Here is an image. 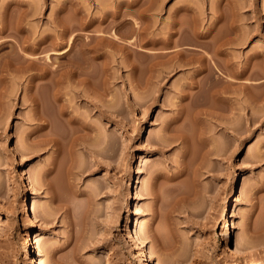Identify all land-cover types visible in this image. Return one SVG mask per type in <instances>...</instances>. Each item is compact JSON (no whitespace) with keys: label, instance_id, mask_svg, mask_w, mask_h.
Listing matches in <instances>:
<instances>
[{"label":"rangeland","instance_id":"rangeland-1","mask_svg":"<svg viewBox=\"0 0 264 264\" xmlns=\"http://www.w3.org/2000/svg\"><path fill=\"white\" fill-rule=\"evenodd\" d=\"M232 16L238 31L232 29ZM60 18L72 28L71 35L81 33L85 20L89 26L84 33L82 25V39L93 34L95 44L104 41L98 39L101 28L126 34L136 18L147 44L143 50L124 43L103 47V54L92 50L90 65L95 58L96 68L91 65L89 101H82L83 83L75 78L64 83L58 100L48 88H37L39 102H34L28 73L9 61L31 62V49L25 52L20 43L31 45L44 32L55 31ZM178 23L213 30L209 37L230 30V36H247V42L227 46V55L216 54L221 69L216 66L215 94L204 86L208 72L196 74L202 50L185 48L190 29L183 38L175 35L179 46L185 45L181 50L163 43L168 30L181 27ZM0 32V43L6 42L0 48V71L9 66L0 75V264H27L29 233L39 234L40 264H135L137 249L126 225L130 211L138 241L156 264H264V0H0ZM209 37L203 41L210 42ZM149 39L156 40L155 46ZM71 55L54 57L66 63ZM227 60L234 65L228 69L234 75L231 85L223 73ZM176 62L181 66L174 70ZM191 82L197 84L189 88ZM69 110L93 125L101 118L106 154L69 140L56 154L50 139L78 125L68 123L69 114H58ZM45 119L49 125L40 130ZM138 174L143 182L134 190L132 209L128 189ZM52 189L58 190L55 202ZM26 196L37 210L35 224L23 207ZM229 222L244 246L245 261L227 242Z\"/></svg>","mask_w":264,"mask_h":264},{"label":"bare ground","instance_id":"bare-ground-1","mask_svg":"<svg viewBox=\"0 0 264 264\" xmlns=\"http://www.w3.org/2000/svg\"><path fill=\"white\" fill-rule=\"evenodd\" d=\"M103 6H105V5H103ZM129 6V5H128ZM106 7V6H105ZM110 8V7H109ZM107 9V8H106ZM183 9H185V7L183 8ZM186 10H187V7H186ZM121 11V10H120ZM108 12V11H107ZM112 12H114V11H112ZM115 12H117V11H115ZM122 12V11H121ZM188 12H189V10H188ZM120 13V12H119ZM106 14V13H105ZM118 14V13H117ZM121 14V13H120ZM108 15V14H107ZM114 15V13L112 14V16ZM125 15V14H124ZM126 15H127V13H126ZM123 16V15H122ZM241 16V15H240ZM114 17H116V15H114ZM133 17V16H132ZM131 17V18H132ZM233 17V16H232ZM232 17L230 18L231 20H232ZM238 17V16H237ZM57 18V17H56ZM64 18V17H63ZM103 18V17H102ZM131 18H129V19H131ZM72 19H74V18H72ZM105 19V18H104ZM104 19H103V21H104ZM181 19V18H180ZM230 19H229V21H230ZM237 19V18H236ZM241 19V18H240ZM240 19H239V21H240ZM58 20V19H57ZM68 20V19H67ZM70 20V19H69ZM175 20H177V19H175ZM181 20H183V19H181ZM61 21H62V23H63V20H61V18H60V21H58V22H56V20L54 21V25L56 26V30L54 31V29H55V27H54V29L52 30L53 32H55V33H45L44 32V35H42V34H40V35H42L41 36V38L38 40V41H36L35 39H33V41H34V43L32 44V43H30L31 45H29V42H28V40H26L27 41V45L25 44V45H23V42L24 41H22L20 44H21V49L22 50H27V49H31V51L33 52H31L30 51V53H31V62H28V64H26V65H23V63L21 64V63H19V60H18V62H17V59H16V62H14L13 60H12V62H11V59H10V61H9V66L10 65H14L16 68H18L20 71H24L25 73L27 72L28 73V77H29V84H28V86H27V88L28 89H30L31 90V94L29 95V96H31L32 98L31 99H33V101L34 102H37L38 101V98H37V96H38V89L40 90V88L39 87H46V89L48 88L49 89V92L50 91H52V92H50V94H53V95H55L56 94V96H55V99H57L56 97H58L59 95L57 94V93H59L60 91H61V88H63L64 86L63 85H65V84H67L68 85V83H69V81H71V82H73V81H77L78 83L79 82H81V84L83 83V87H82V92L80 93L81 95V97H82V101H84V100H86L87 99V97H88V95L87 94H89L90 95V93H88V92H90L89 90H86V89H89V84L90 83H92L93 81H91L90 82V80H91V75L93 74V73H91L92 71H94L92 68H91V65L92 66H94L95 67V65H94V61H95V58H92L91 60H92V64L90 65V60H89V56L91 55V53L95 50L96 52L99 50L100 52H101V50L100 49H104L105 47H107L108 48V46L109 45H111V46H116L117 45V47L118 46H121L120 44H122V43H124L127 47H128V49H130V48H132V50L133 49H136V47H139L141 50H143L145 47V44H147L146 42H143V37L145 38L146 36H141L140 34H141V30H143V28H140V27H138V21L136 20V18H133V19H131L130 20V23H132L131 24V26H129L130 28L128 29L129 30V32H126V34H120V33H118V30H117V28L114 30H112L111 32H109V33H106L107 31H105V32H103L105 29H107V28H101V29H103V31H99L98 32V35L99 36H101V38L99 37L98 39H102V40H104V41H102V42H100V40H97V41H99L98 43H92L91 41V39L93 38H91V35H93V34H90V33H88V34H86L87 36H86V39H84V37H83V39H82V30H81V27H82V25H83V31L85 30V28H88L87 26H89V23L88 24H86L87 22L84 20V22H85V24H79L80 26L78 27L80 30L79 31H81V33L80 32H76V33H73V35H71L70 33H69V31H71L72 30V28L71 27H73L72 25H70L71 27V29L69 30V28L66 26V25H64L65 23H63V25H62V23H61ZM77 21V20H76ZM76 21L74 22L75 24H76ZM100 21V20H99ZM178 21H180V20H178ZM219 21V20H218ZM55 22H56V24H55ZM73 22H71V23H73ZM78 22H79V20H78ZM81 22H83L82 20H81ZM83 22V23H84ZM90 22V21H89ZM92 22V21H91ZM95 22V21H94ZM175 22V21H174ZM174 22H173V25H174ZM181 22H183V21H181ZM238 22V21H237ZM73 23V24H74ZM102 23V22H101ZM121 23V22H120ZM193 23H196V22H193ZM68 24H69V22H68ZM77 24V25H78ZM104 24V23H103ZM177 24V23H176ZM178 24H180V23H178ZM182 24H185L184 22L182 23ZM191 24V23H190ZM214 24V23H213ZM231 24H232V29H233V27L235 28V29H233V30H235V31H238V28L237 27H239V24L237 25L236 24V20L234 19V17H233V20L231 21ZM58 25L60 26V27H58ZM143 25V24H142ZM189 25V24H188ZM215 25H216V23H215ZM236 25H237V27H236ZM100 26H101V24H100ZM117 26V25H116ZM180 26H181V24H180ZM185 26V27H184ZM187 25H183V26H181V27H179V28H176L175 30L173 29V30H168V37H163V43L166 45V46H170V48H172L171 46H175V47H179L178 49L179 50H181L185 45V48H190V49H195V50H198L197 52H200L201 50H202V53L200 54V55H197L196 56V58H198V61L199 62H201L200 63V67H198V69H197V72H196V74H198L199 75V73H201L202 71H207L208 73H207V77H208V79L210 78V81H207L206 83H204V86H206L208 89H211L210 91L212 92V91H214L213 93L215 94L216 93V91L215 90H217V80L216 79H218L219 80V78H217L216 77V71H218L219 69H221L220 68V66H218V64H219V62H217L218 60H216V58L217 57H215L216 56V54L218 55V53L220 54V53H224V54H228V53H226L227 52V46L229 47V45L230 44H233V43H237L236 41H238V43L240 42H245V40L247 39V36L246 37H244L245 35H243V33L244 32H246V31H244L243 33H242V31H241V33H242V37H244V38H241L240 37V35H237V36H239V37H234V36H236V35H234V34H232V35H234V36H230L231 35V33L233 32L234 33V31L232 30H228L227 29V31H229L230 32V34H229V32L228 33H224L223 31L219 34H216V35H219V36H216L214 33V35H212V37H209V36H211V34H212V31H210L209 29V31H198V27L197 28H195L197 25L196 24H192V27L191 28H189V27H186ZM194 26V27H193ZM213 26V25H212ZM229 26L231 27V25H230V23H229ZM241 26V25H240ZM75 27H77L76 25H75ZM92 27V26H91ZM106 27V26H105ZM108 27V26H107ZM136 27L139 29V31L137 32V34L135 35V29H136ZM172 27V26H171ZM178 27V26H177ZM230 27H229V29H230ZM77 28V29H78ZM120 28V27H119ZM190 29V31H191V33L190 32H188V33H190V35H188L189 36V40H190V42L188 43L187 42V44H185L183 47H180L179 45H180V42H179V39H175V35L177 34V33H179V34H181V37L183 38V33L185 32V30H187V29ZM236 28H237V30H236ZM240 28V27H239ZM110 29H111V27H110ZM109 29V30H110ZM137 29V30H138ZM169 29H171V28H169ZM192 29V30H191ZM197 29V30H196ZM2 30H4V29H2ZM89 30H90V28H89ZM95 30V29H94ZM108 30V31H109ZM127 30V31H128ZM243 30V29H242ZM25 31V30H24ZM50 31V30H49ZM170 31V32H169ZM225 31V30H224ZM219 32V31H218ZM1 33V32H0ZM31 33V32H30ZM84 33H87V32H85L84 31ZM187 33V34H188ZM222 33H224V34H227V35H222ZM236 33V32H235ZM240 33V34H241ZM144 34V33H143ZM238 34V33H237ZM248 34V33H247ZM250 34V33H249ZM27 35V34H26ZM36 35V34H35ZM97 35V34H96ZM96 35H94L95 37H96ZM125 35H126V37H125ZM186 35V34H185ZM31 36V35H30ZM129 36V38H127ZM142 38H141V37ZM27 37V36H26ZM178 37V36H177ZM180 37V38H181ZM186 37V36H185ZM212 38L211 40H210V42H208V43H206L205 41H203L205 38ZM147 38V37H146ZM179 38V37H178ZM238 38H241V39H238ZM29 39H30V37H29ZM36 39H37V37H36ZM153 39H156V38H153ZM235 39H237V40H235ZM19 40V39H18ZM25 40V39H24ZM32 40V39H31ZM80 40V41H79ZM105 40H107L106 41V43H105ZM150 40V39H149ZM152 40V39H151ZM150 40V41H151ZM157 40V39H156ZM156 40H153V42L154 43H157V42H159L160 41V39H159V41L157 40V42H156ZM25 41V42H26ZM30 41V40H29ZM36 41V42H35ZM79 41V42H78ZM147 41V40H146ZM162 41H160V42H162ZM186 41H188V40H186ZM147 42H149V41H147ZM152 41H151V43L150 44H152L153 43ZM159 42V43H160ZM242 42V43H243ZM246 42H247V40H246ZM6 42H3L2 41V43H0V48H1V46H3L4 44H5ZM152 44L153 46H155V44ZM158 43V44H159ZM162 43V44H163ZM186 43V42H185ZM191 43V44H190ZM239 43V44H240ZM20 44H18L17 45V47L20 45ZM23 45V46H22ZM105 45H107V46H105ZM123 45V44H122ZM111 46H109V47H111ZM124 46V45H123ZM125 46V47H126ZM230 46H232V45H230ZM104 47V48H103ZM226 47V48H225ZM121 48V47H120ZM124 48V47H123ZM209 48V49H208ZM18 49V48H17ZM17 50V52H19V51H21L22 52V50ZM47 49H50L47 53L45 52V51H47ZM110 49V48H109ZM111 49H112V47H111ZM175 49V48H174ZM210 49H213V51L212 52H214V54L213 53H210ZM93 50V51H92ZM126 50V49H125ZM131 50V49H130ZM139 50V49H138ZM184 50V49H183ZM200 50V51H199ZM42 51H44L45 52V54H47V56L45 55L44 57H46V59L43 57V53H41L40 54V52H42ZM92 51V52H91ZM95 51H94V53H95ZM113 51V50H112ZM153 51V50H152ZM152 51H150V52H152ZM191 51H193V50H191ZM20 52V53H21ZM26 52V51H25ZM99 52V53H100ZM104 52V51H103ZM109 52V51H108ZM181 51H179V53H180ZM20 53H18V54H20ZM27 53H29V52H27ZM98 53V52H97ZM97 53H95L96 55H97ZM102 53V52H101ZM106 53V52H105ZM178 53V52H177ZM178 53V54H179ZM17 54V53H16ZM15 54V55H16ZM57 55V57L56 58H58V60H59V58L60 57H68V55H71L70 57L72 58H70L71 60L70 61H67L66 63L64 62V63H62L61 62V60L60 61H56V58L54 57V55ZM103 54V53H102ZM108 54V53H107ZM114 54V53H113ZM182 54V53H181ZM24 55V53H22V58L23 57H25V56H23ZM74 55V56H73ZM112 55V54H111ZM19 56V55H18ZM52 56H53V58H52ZM93 56V55H92ZM95 56V55H94ZM104 56V55H103ZM127 56V55H126ZM218 56H220V55H218ZM13 57V56H12ZM19 57H21V56H19ZM98 57V56H97ZM101 57V56H100ZM180 57V56H179ZM40 58H44V63H42L41 62V59ZM69 58V57H68ZM90 58H91V56H90ZM99 58V57H98ZM103 58V57H102ZM101 58V59H102ZM176 58H178V56L176 57ZM27 59H29L30 60V56L27 58ZM33 59V60H32ZM36 59V60H35ZM61 59V58H60ZM66 59V58H65ZM93 59H94V61H93ZM170 59H172L171 57H170ZM221 59V58H220ZM15 60V59H14ZM37 60H40V61H37ZM56 61V64H55V61ZM99 60V59H98ZM97 60V61H98ZM105 60V59H104ZM109 60V59H108ZM169 60V59H168ZM22 61H24V60H22ZM135 61V60H134ZM170 61V60H169ZM178 61V60H177ZM182 61V60H181ZM191 61V60H190ZM21 62V61H20ZM40 62H41V65L39 66V64H40ZM173 62V61H172ZM185 62V61H184ZM189 62V61H188ZM229 62V63H228ZM8 63V61L6 62V64ZM222 63V62H221ZM231 62L229 61V60H227V62H226V65H227V67H226V65L224 66V67H226V69L224 70V74H225V72H226V83L228 84V85H231V83L233 82V80L232 79H234V75L232 74V72L231 71H229L228 69H231V67L233 68V66L234 65H232L233 64V62L230 64ZM5 64V63H4ZM5 64V65H6ZM101 64V63H100ZM102 64H104V63H102ZM170 64V63H169ZM183 64V63H182ZM189 65V64H188ZM248 65V64H247ZM8 65L6 66V67H9ZM98 66V65H97ZM106 66V65H105ZM108 66V65H107ZM181 66V63H178L177 64V62L175 63V64H173V66H172V69H174L175 70V68H179ZM216 66H218L219 67V69L217 70L216 68ZM6 67L5 68H1L2 70L0 71V75L1 74H3V71L6 69ZM152 67V66H151ZM170 67V66H169ZM174 67V68H173ZM223 67V66H222ZM96 68V67H95ZM99 68V67H98ZM136 68V67H135ZM177 68V69H178ZM247 68V67H246ZM245 69V68H244ZM98 71V70H97ZM96 71V72H97ZM101 71H103V70H101ZM220 71V70H219ZM223 71V70H222ZM221 71V72H222ZM30 72V73H29ZM95 72V73H96ZM106 72V71H105ZM231 72V73H230ZM244 72H245V70L243 71L242 70V72H240L241 74H244ZM222 73V74H223ZM106 74V73H105ZM206 74V73H205ZM204 74V75H205ZM221 73H220V75H222ZM233 76H232V75ZM101 75V74H100ZM103 75V74H102ZM236 75V74H235ZM3 76V75H2ZM96 76V75H95ZM223 76V75H222ZM27 77V78H28ZM77 79V80H74V79ZM98 78V77H97ZM101 78V77H100ZM107 78V77H106ZM105 78V79H106ZM222 78V77H221ZM224 78V77H223ZM4 79V78H3ZM2 80V79H1ZM93 80V79H92ZM203 80H205V79H203ZM216 80V81H215ZM103 81H104V79H103ZM198 81V80H197ZM201 81V80H200ZM220 81V80H219ZM99 82V81H98ZM97 82V83H98ZM101 82V81H100ZM65 83V84H64ZM96 83V82H95ZM192 84H190L188 87L190 88V87H194L195 85L194 84H197V83H194V82H191ZM199 83V82H198ZM246 83V82H245ZM244 83V84H245ZM71 84V83H70ZM69 84V85H70ZM201 84H202V82H201ZM232 84H234V83H232ZM247 84V83H246ZM72 85V84H71ZM88 85V86H87ZM86 86L88 87V88H86ZM92 86V85H91ZM196 86H198V85H196ZM200 86V85H199ZM250 86V85H249ZM201 87V86H200ZM216 87V88H215ZM38 88V89H37ZM75 88H77V87H75ZM93 88V87H92ZM100 88V87H99ZM105 88V87H104ZM187 87H185V89H186ZM37 89V90H36ZM48 89L46 90L47 92H48ZM184 89V90H185ZM29 90V91H30ZM71 90V89H70ZM96 90V89H95ZM183 90V91H184ZM88 91V92H87ZM2 92V91H1ZM4 92V91H3ZM45 92V91H44ZM77 92V91H76ZM6 93V92H5ZM42 93V92H41ZM46 93V92H45ZM9 94V93H8ZM28 94V93H27ZM47 94V93H46ZM49 94V93H48ZM47 94V95H48ZM65 94V93H64ZM92 94V93H91ZM101 94V93H100ZM41 95V94H40ZM39 95V96H40ZM47 95H45V96H47ZM58 95V96H57ZM28 96V95H27ZM43 97V96H42ZM42 97H40V98H42ZM96 97H98V96H96ZM256 97H258V96H256ZM261 97V96H260ZM264 97V96H263ZM36 98H37V100H36ZM47 98V97H46ZM52 98V97H51ZM59 98V97H58ZM100 98V97H99ZM53 99H54V96H53ZM90 99V98H89ZM257 99V98H256ZM58 100V99H57ZM253 100V99H252ZM258 100V99H257ZM87 101H89L88 99H87ZM33 102V106L35 105V103ZM39 102V101H38ZM46 102V101H45ZM57 102V101H56ZM86 102V101H85ZM98 102V101H97ZM94 103V102H93ZM96 103V102H95ZM246 103V102H245ZM43 104V103H42ZM53 104V103H52ZM248 104V103H247ZM38 105V104H37ZM68 105V104H67ZM70 105V104H69ZM98 105V107L100 108V106H102V105H100V103L99 104H96V106ZM54 106V105H53ZM36 107V106H35ZM43 107V106H42ZM103 107V106H102ZM40 108V107H39ZM47 108V107H46ZM54 108H55V106H54ZM37 109V108H36ZM34 110L36 113H38V109L37 110ZM42 109V108H41ZM61 109H62V107H61ZM67 109V108H66ZM56 110V109H55ZM59 110V109H58ZM53 111V110H52ZM51 111V112H52ZM64 111V110H63ZM100 114H101V116H103V114H104V110L103 109H101L100 108ZM43 112V111H42ZM57 112V111H56ZM61 113H58V114H64V115H67V114H69L68 115V123L71 125L72 123H78V125L77 124H75L77 127H74V128H72L71 127V129L70 128H67V129H69L68 131H66V133H64V134H62L61 133V135L62 136H59L60 138H51L50 139V141L52 140L54 143L53 144H55L56 146H57V148H56V154H58L59 153V151H60V149H61V152H62V149H63V145H65L64 144V141L66 140V144H68L69 142H71V144H73L74 145V143H79V144H81V145H84L85 146V148L87 147L88 149H90L93 153H95V154H102V153H104V154H106L105 152L106 151H104L105 150V136L107 137V135H105V131H104V129L103 128H105L104 126H103V123L101 122L102 120H101V118L99 119L100 121H99V123L98 124H96V122H95V125H93V123L92 122H90L87 118L85 119L84 117L83 118H81V117H79V116H76L72 111H66L65 113L64 112H62V111H60ZM47 113H48V111H47ZM67 113V114H66ZM73 113V114H72ZM35 115V114H34ZM61 115V116H62ZM39 116V115H38ZM54 117H55V115H53ZM52 116V117H53ZM84 116V115H83ZM86 116V115H85ZM34 117V116H33ZM44 117V116H43ZM59 117H60V115H59ZM39 118H41V117H39ZM63 118V117H62ZM33 119V118H32ZM57 119V118H56ZM45 121H46V119L44 120V122L43 123H40L39 124V129L40 130H44V128H46L47 127V125H49L47 122L45 123ZM50 121V120H49ZM57 121H58V119H57ZM61 121V120H60ZM64 121V120H63ZM73 121V122H72ZM51 122V121H50ZM49 122V123H50ZM53 122H56L55 120H53ZM66 122V123H67ZM72 122V123H71ZM58 123H59V121H58ZM52 124V123H51ZM61 124V123H60ZM74 125V126H75ZM49 127V126H48ZM69 127V126H68ZM52 128V127H51ZM54 131V130H53ZM94 131H96L95 132V134L93 133ZM41 132V131H40ZM65 132V131H64ZM69 132V133H68ZM46 133V132H45ZM53 133V132H52ZM58 134V133H57ZM39 135V134H38ZM41 135V134H40ZM44 135V134H43ZM48 137V136H47ZM114 137V136H113ZM49 138V137H48ZM91 139H94L93 141H90ZM47 140V139H46ZM67 140H69L68 141V143H67ZM51 141V142H52ZM88 141H90L89 143H88ZM41 142V141H40ZM46 142H48V141H46ZM50 142V143H51ZM95 143V144H92V143ZM78 144V145H79ZM104 144V145H103ZM77 145V144H76ZM107 145V144H106ZM114 145V144H113ZM65 146H67V145H65ZM91 146V147H90ZM73 147H75V146H73ZM93 147H95V148H93ZM104 147V148H103ZM119 148V147H118ZM65 149V148H64ZM63 149V150H64ZM72 149H74V148H72ZM104 149V150H103ZM66 151V150H65ZM114 151V150H113ZM70 152V151H69ZM67 153V152H66ZM72 153V152H71ZM107 154H109V153H107ZM118 154V153H117ZM69 156V155H68ZM113 156V155H112ZM72 158V157H71ZM56 166V165H55ZM52 170V169H51ZM50 171V170H49ZM45 173V172H44ZM45 175V174H44ZM43 175V179L41 180V182L44 180V176ZM49 181V180H48ZM51 182V181H50ZM142 177H141V175H136L135 177H134V180L132 181V183H131V185H130V187H129V189H128V193H129V195H130V197L132 198V204H131V208L133 209V207L135 206V203H133V199L134 198H136L135 196H134V190L135 189H137V188H139L140 187V185L142 184ZM46 183V182H45ZM42 184V183H41ZM54 184V183H53ZM49 188V187H48ZM50 189V188H49ZM51 190V189H50ZM53 190V189H52ZM55 192H56V190H55ZM54 192V190L53 191H50V194H51V200L53 201V202H55L56 200H57V192H58V190H57V192L55 193ZM59 195V194H58ZM61 201V200H60ZM61 202H59V204H60ZM32 203H31V198L29 197V196H26L24 199H23V207H25V208H27V210H28V214H29V216H30V220H31V222H33V224H35L34 222H36L37 220H38V215H37V210L35 209V207H32V205H31ZM59 206V205H58ZM61 206V205H60ZM30 207H32L31 208V210H30ZM32 224V223H31ZM126 225L129 227V241L135 246V248L137 249V253L135 254V264H156V263H154V262H152V260H151V257H150V254H149V251H148V248H147V246L145 245V244H143L142 243V241H138L139 240V230H138V228H137V226H135V216H134V213H133V211H132V213H131V211H130V215H129V217H128V219H127V223H126ZM149 226V225H148ZM148 226H147V228H148ZM149 230V229H148ZM227 230H228V233H229V235H228V238H227V242L228 243H230L231 242V244H233L234 245V252L239 256V258H241L242 260H247V256H246V251L244 250V246H242V244H241V242H240V240H239V238H238V236H237V233H236V231L234 230L233 231V229H231V224H230V222L228 223V226H227ZM147 232V231H146ZM150 233H148V235H149ZM38 236H39V234L38 233H36L35 235H33V233H29L28 235H27V238H26V241H25V247H26V250H27V264H40L39 262H38V252H37V250H36V245H35V239L36 238H38ZM234 237V238H233ZM141 242V243H140ZM115 251H117V249H115V247H114V249H113V252H115Z\"/></svg>","mask_w":264,"mask_h":264}]
</instances>
